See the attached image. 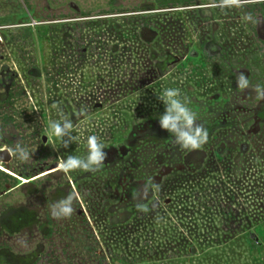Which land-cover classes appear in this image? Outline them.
I'll use <instances>...</instances> for the list:
<instances>
[{"label": "rangeland", "instance_id": "obj_1", "mask_svg": "<svg viewBox=\"0 0 264 264\" xmlns=\"http://www.w3.org/2000/svg\"><path fill=\"white\" fill-rule=\"evenodd\" d=\"M151 2L0 0V150L10 148L12 159L4 167L18 180L0 187L1 194L16 185L0 196V214L28 202V178L51 172L30 187H62V200L75 177L77 196L72 214L61 217L67 235L61 227L46 240L53 251L47 254L54 256L46 264L264 262V147L247 150L236 120L235 133L231 125L221 127L218 139L214 130L230 103L216 99L230 94L219 64L227 69L236 61L240 70L264 73L263 2L222 6L221 0H196L194 8H138ZM130 16L138 18L126 21ZM137 20L154 22L157 34L147 35L154 40L148 48L137 40ZM213 40L230 50L204 56L202 48ZM150 50L159 60H179L162 78L155 72L146 86L150 76H140L136 63L144 64ZM166 88L178 89L196 114L195 124L207 129L201 148H181L160 127ZM65 120L72 124L69 134L50 138L49 122ZM89 136L104 145L100 167L48 170L69 156L85 158ZM221 144L225 152L218 154ZM24 242L19 234L9 244L23 253L29 249Z\"/></svg>", "mask_w": 264, "mask_h": 264}, {"label": "flooded vegetation", "instance_id": "obj_2", "mask_svg": "<svg viewBox=\"0 0 264 264\" xmlns=\"http://www.w3.org/2000/svg\"><path fill=\"white\" fill-rule=\"evenodd\" d=\"M153 1L154 2H151L150 4L138 6V8H194L192 6H194L195 4L193 3H196V0H189L185 1L184 3V0ZM262 2V9L264 12V0H262ZM164 3L166 4L164 5ZM69 6L71 8H74L76 11H79V7L74 2H70ZM123 7L127 8V6ZM132 7L136 8V6ZM136 24L138 25V29L136 31L137 40L144 44V48L145 46L146 48H148L147 45L153 43V37L157 34V32L153 29L154 22L137 20ZM149 34L153 37H147V35ZM262 42L264 43V39ZM213 50H216V55H219L221 57V54H223L224 52L226 53V51H229L230 49H227L223 44H218L215 40L207 42L206 46L202 48L203 55H207L208 58L213 56ZM193 53L194 52H192L191 54L193 55ZM147 55H145L146 62L144 64H141L139 60L136 63V65H138V67L140 68V76H150L149 78L144 79L146 86L153 83V81H151V77L155 75V72L156 75H159L160 78H162L166 74V69L171 65V63H176L179 60L178 58L175 59L174 57H172V62H169V59L159 60L158 55L154 50H150ZM166 57H171V55L168 54L166 55ZM237 65L238 63L236 61H233L232 63H229L230 67L228 66L227 69H224V65L222 63L219 64V71L220 73H223V77H225L226 79V82L224 78L221 79L222 85L226 87V89L228 90V94H230L224 97V99L221 96L217 97L216 99H220L221 102L229 99L230 103L227 104V109L224 108V110H220L218 121L217 123H215L214 130H216L215 134L216 138L218 139H221L223 137V135L219 133L221 127H228L229 125H231L230 131H233L235 133L237 130L235 125L236 120L240 128L242 129L241 131H238V133L242 137V139H244L246 149H251V153H258L256 152L258 151L257 148L260 149V147H264V95H261V93H264V73H262V75L260 76V72H257V69L255 68L247 69L246 67H242V70H240L238 69L239 67ZM241 77L247 80V84L249 87L244 88L240 95H236V93H239L238 88L240 86L238 84V81ZM225 147L226 144H221L220 148L217 149V153L223 154L225 152ZM8 149L12 156L10 148ZM118 158H121V155H119ZM9 162L7 166L9 165ZM54 164H50L53 166L48 167V170L57 167L59 170H61L59 162L55 161ZM49 173L51 172L46 173V175ZM46 175L43 174L39 177H45ZM39 177L28 178V181L23 184L25 187L27 186L26 195H29L30 198L28 202L22 204L16 209L7 207L3 211H1L0 264H17V260H20L19 263L21 264H46L52 263L51 260L54 259V256L52 254H47L53 251H51V249H49V246H47L46 240L49 238V242H51L53 235L60 231V228L62 227L61 217H53L51 215L50 209L51 205L60 201L59 196L61 194L62 187L51 188L50 184L49 189L51 190L47 191L45 189L44 183H42L43 185L41 187H38V185L32 187L35 184L34 181L39 179ZM53 181L56 184L61 182L60 179ZM53 181L48 180L47 184ZM9 185L10 183L6 184V186ZM30 185L32 186L30 187ZM70 185H73V190H71ZM76 185L77 179L74 177L73 180H68L67 186L64 187V198H66L70 193L74 194L73 198L75 199V204L72 200V204H74V206L76 205L75 196H77V189L75 188ZM6 186V190L1 192L0 196L8 194L10 189L16 187L15 185L12 188L8 189V187ZM34 196H37V198H35L34 200L38 201L37 203L32 202ZM51 227H54V230L52 232ZM63 227L62 228L64 230L62 232H65L67 235V232L69 230L67 227ZM69 228L71 235L74 233L75 228L73 225ZM19 234L23 235V238L25 239V245L29 246V249H27L23 253L13 251L11 245L9 244L13 237Z\"/></svg>", "mask_w": 264, "mask_h": 264}, {"label": "clouds", "instance_id": "obj_3", "mask_svg": "<svg viewBox=\"0 0 264 264\" xmlns=\"http://www.w3.org/2000/svg\"><path fill=\"white\" fill-rule=\"evenodd\" d=\"M222 6L237 4L238 0H221ZM247 80L243 77L238 81L239 86H247ZM264 95V93H261ZM160 99L165 105V111L159 118V125L162 129L172 133L176 143L183 149L201 148L208 140L207 129L202 125L195 124L196 114L191 111L185 103L179 99V90L166 88L163 90ZM72 124L70 121L63 123L51 121L47 128V134L60 139L69 134ZM88 153L85 158L69 156L60 164L62 171L67 174L70 170H95L104 162L106 153L103 151L104 145L98 142L95 136H89L87 140ZM21 159H26L28 153L23 148L17 146L16 149ZM74 194H69L66 198L50 206L51 215L55 218L68 217L72 214V200Z\"/></svg>", "mask_w": 264, "mask_h": 264}, {"label": "trees", "instance_id": "obj_4", "mask_svg": "<svg viewBox=\"0 0 264 264\" xmlns=\"http://www.w3.org/2000/svg\"><path fill=\"white\" fill-rule=\"evenodd\" d=\"M185 1H189V0H184L183 1V3L185 2ZM166 3H164V5H165ZM261 4V6L263 7V4L262 3H260ZM159 14H161V13H159ZM160 16H163V14L162 15H160ZM166 16V15H165ZM138 17H134V16H130V17H128L127 19H126V21H128V19H130V20H136ZM142 20H143V18H141ZM1 150H3L2 152H1ZM0 150V157L2 156V154H3V152H5V151H9L8 150V148L7 147H4V148H2ZM7 164L8 163H4V162H2L1 161V159H0V187L4 184V185H6L7 183H10L11 181V179L14 181V182H18V180H16V179H14V178H12V176L8 173V170H5V167L4 166H7ZM4 167V168H3ZM7 168V167H6ZM1 169H4V171L3 170H1ZM54 230V227H51V232ZM215 247H217L216 245H213V248H215ZM257 261V260H256ZM229 263V262H228ZM222 264H227V263H222ZM231 264V263H230ZM256 264H264V262H256Z\"/></svg>", "mask_w": 264, "mask_h": 264}, {"label": "water", "instance_id": "obj_5", "mask_svg": "<svg viewBox=\"0 0 264 264\" xmlns=\"http://www.w3.org/2000/svg\"><path fill=\"white\" fill-rule=\"evenodd\" d=\"M46 140V137L44 136V139ZM1 161L4 163H8L11 159V153L9 151L3 152L2 156L0 157Z\"/></svg>", "mask_w": 264, "mask_h": 264}]
</instances>
